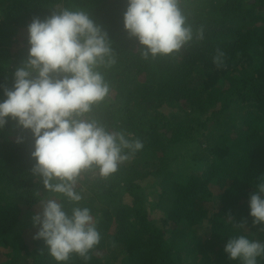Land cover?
<instances>
[{"label":"trees","instance_id":"16d2710c","mask_svg":"<svg viewBox=\"0 0 264 264\" xmlns=\"http://www.w3.org/2000/svg\"><path fill=\"white\" fill-rule=\"evenodd\" d=\"M60 7L87 11L112 42L115 63L101 69L110 93L94 115L143 144L112 176L82 179L81 206L101 239L88 260L73 254L66 264H242L228 259L227 239L264 241L248 215L249 196L264 179V0H183L203 39L148 60L123 27L127 0H0V100L28 58L27 26ZM32 151L31 132L7 119L0 264H57L34 239L32 216L47 193L32 175Z\"/></svg>","mask_w":264,"mask_h":264},{"label":"clouds","instance_id":"9594fccd","mask_svg":"<svg viewBox=\"0 0 264 264\" xmlns=\"http://www.w3.org/2000/svg\"><path fill=\"white\" fill-rule=\"evenodd\" d=\"M182 3L127 0L123 27L138 41L142 59L171 56L194 39H203V29H193ZM27 32L28 58L14 72L12 88L3 89L0 128L10 118L33 137L31 172L47 193L37 194L34 239L44 241L57 264H66L73 254L88 260L101 237L91 210L81 206V181L88 173L112 176L143 144L131 134L109 130L94 115L109 97L110 85L101 69L115 63V52L87 11L54 8L43 20L33 18ZM223 60L224 53L218 50L214 62L219 66ZM64 201L72 205L70 210ZM248 208L252 225L264 230V179L250 194ZM235 226L244 231L243 224ZM224 252L230 260L258 264L264 257V241L236 235L227 239Z\"/></svg>","mask_w":264,"mask_h":264},{"label":"rangeland","instance_id":"374dc122","mask_svg":"<svg viewBox=\"0 0 264 264\" xmlns=\"http://www.w3.org/2000/svg\"><path fill=\"white\" fill-rule=\"evenodd\" d=\"M205 237L201 238L202 240L204 239Z\"/></svg>","mask_w":264,"mask_h":264}]
</instances>
